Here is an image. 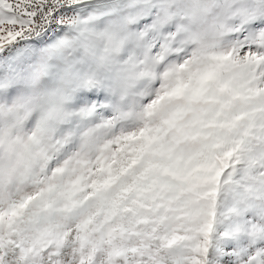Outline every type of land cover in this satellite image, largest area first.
I'll return each mask as SVG.
<instances>
[{"label": "snow or ice", "instance_id": "snow-or-ice-1", "mask_svg": "<svg viewBox=\"0 0 264 264\" xmlns=\"http://www.w3.org/2000/svg\"><path fill=\"white\" fill-rule=\"evenodd\" d=\"M0 264H264V0H0Z\"/></svg>", "mask_w": 264, "mask_h": 264}]
</instances>
